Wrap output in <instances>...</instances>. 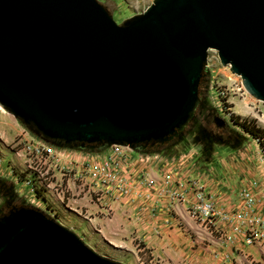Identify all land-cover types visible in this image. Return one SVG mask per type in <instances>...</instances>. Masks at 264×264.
<instances>
[{
  "label": "water",
  "instance_id": "1",
  "mask_svg": "<svg viewBox=\"0 0 264 264\" xmlns=\"http://www.w3.org/2000/svg\"><path fill=\"white\" fill-rule=\"evenodd\" d=\"M211 50L264 102V0H154L123 25L97 0H0V105L60 148L146 149L192 120ZM0 264L120 263L14 207Z\"/></svg>",
  "mask_w": 264,
  "mask_h": 264
},
{
  "label": "crops",
  "instance_id": "2",
  "mask_svg": "<svg viewBox=\"0 0 264 264\" xmlns=\"http://www.w3.org/2000/svg\"><path fill=\"white\" fill-rule=\"evenodd\" d=\"M24 131L15 117L0 109V140L3 141L0 143L5 146V150L0 148V181L13 187L22 184L27 189L25 181L18 184L13 171V168L23 169L24 159L9 145L15 140H28ZM243 135L244 145L240 144L239 149L232 146L229 155L217 150L218 158L211 165H201L194 150L182 152L179 146L156 154L128 153L124 167L128 166L135 176H147L155 183L154 187L149 190L134 184L124 193L111 190L110 194H104L101 205L109 207L112 216L100 220V226L104 230L118 226L126 236L133 235L131 241L143 246L140 251L149 255L150 264L155 261L158 264H264V240L255 244L246 241L249 229L257 227L256 219L264 224V154L257 140ZM59 149L55 152V162L61 168H71L84 162L96 166L102 163L96 161L105 160L111 148L92 155L81 154L76 148H63L65 152ZM55 174L59 177L57 171ZM95 177L90 175L92 179ZM193 181L203 186L211 197L218 213L212 229L222 237L215 241L204 238L205 243L197 246L188 234L191 225L180 224L172 213L178 207L173 195L184 196L183 210L194 200ZM164 188L166 197L159 199L155 192L161 195ZM244 193L251 194V202ZM1 195L0 202L5 198ZM95 206L98 208L91 209L100 210L98 204ZM225 216L230 220H225Z\"/></svg>",
  "mask_w": 264,
  "mask_h": 264
},
{
  "label": "rangeland",
  "instance_id": "3",
  "mask_svg": "<svg viewBox=\"0 0 264 264\" xmlns=\"http://www.w3.org/2000/svg\"><path fill=\"white\" fill-rule=\"evenodd\" d=\"M97 1L107 9L116 23L123 25L126 21L143 14L152 5L154 0ZM208 55L205 71L206 76L200 86V103L192 120L184 130L179 132L177 137L168 143L158 144L146 149L129 148L126 151L127 153L136 151L142 154H156L166 149L174 148V146H179V149L184 150L182 152L194 150L197 153V159L201 165H211L218 158L216 155L217 150L218 153L229 152L227 154L229 155L232 152V146L238 148L241 146L240 144H245L244 140H242L244 137L242 130L238 127L236 129L231 121L232 115L239 116L241 119H255L257 125L264 128V102L258 101L248 94L244 88L242 78L233 74L229 66H223L221 64L217 51L211 50ZM216 117L226 122L224 128H219L216 125L214 122V118ZM16 120L25 130L23 134L29 138L24 141L15 140L13 143L8 142L11 143L9 145L13 147L14 152L23 150V143L27 141L43 140L40 137H35L20 120ZM236 140L242 141L237 142ZM46 143L48 147L51 146V143ZM4 147L0 143V148L4 149ZM59 148L55 149L60 150ZM61 148V151L65 152L63 149L65 147ZM105 149L106 147L93 150L76 148L81 154L91 155L99 154L105 151ZM173 151L175 152V150ZM111 153L112 149H110L109 154ZM102 160H97L96 162H102ZM84 164L86 163L84 162ZM13 171L17 179L21 180L26 178V172L23 173V169L13 168ZM118 174L121 178L128 180V188L130 185L135 184L143 189L152 190L155 184L154 182L151 183V180L147 176H135L129 170L128 166L124 167V164L120 171H118ZM98 177V179H92L90 178V173L83 174L79 173L78 170L69 176H63L62 173H59V178L62 180V187L61 189L58 188V191H55L54 195H49L46 192L41 193V191L37 192L36 189L37 194L32 196H29V188L24 189L21 186L22 182H18V184H21L20 186L13 187L0 181V194L5 197L4 201L0 202V216L4 212L7 213L10 211L9 209L13 206L34 208L77 234L89 248L105 258L120 264H150L149 255H144L140 251L143 246L139 245L136 241H131L133 235L126 236L118 226L114 229L107 230H104L100 226V220L103 218L110 219L112 216V211L109 207L101 205L102 202L97 200V193L101 190H96L94 193L88 192L87 189L84 192L80 191V186L87 180L94 183L95 189H106L103 185L107 186L108 184L102 180V175H98ZM96 183H98V186ZM150 192L154 194L152 191ZM155 194H157L159 199H165L166 189L164 188L161 191V195L158 192H155ZM9 195L12 200L8 205ZM172 197L178 205V207L172 210V213L178 218L180 224L183 225L184 222H187L191 225L188 234L195 240L196 246L205 243V239L208 240L211 238L215 241L216 238H222L220 233L211 230L206 234L203 229L194 223L193 219L188 217L187 209H182L181 204L184 200H179L181 198L177 195H173ZM96 204L99 205L100 210L95 211L91 209L92 206L97 207L95 206ZM179 213L182 216L180 218ZM153 264L158 263L155 261Z\"/></svg>",
  "mask_w": 264,
  "mask_h": 264
},
{
  "label": "built area",
  "instance_id": "4",
  "mask_svg": "<svg viewBox=\"0 0 264 264\" xmlns=\"http://www.w3.org/2000/svg\"><path fill=\"white\" fill-rule=\"evenodd\" d=\"M23 144L24 149L17 151V153L24 159L23 173L26 172V178L19 180V183L25 181L29 188V196L36 195L39 191H41V193L46 192L49 195H54L55 191H58V188L61 189L62 180L56 176L55 171L62 173L63 176H69L71 173H76L78 170L79 173H90L91 176L94 175L97 179L99 178L98 175H102V180L106 181L108 184H106L107 186L103 185L106 189H95L94 183L89 182L88 180L80 186V191L82 192L86 189L91 193L96 192V190H101L97 193V200L100 202H103V195L110 194L111 190H115L117 194L127 191L128 180L121 178L118 171H120L123 164L127 161L128 153L126 151L131 148L130 146H110L112 153L107 155L102 163H96V166L86 163L71 168H61L60 165L55 162L56 149L53 144L48 147L46 145L47 143L43 140L27 141ZM150 182L152 183V181ZM192 187L195 192L194 200L187 208V215L190 219H193L194 223L203 229L206 234H208L209 230L213 231L212 226L218 215L217 209L215 208L211 197L205 193L203 186L199 185L197 181H193ZM176 195L181 198L179 200H184L183 195ZM244 196L249 202H251L252 199L250 193H244ZM225 220L230 219L225 216ZM254 224L257 225V227L252 226L246 235V241L248 244L263 242L264 240V224L259 219H256ZM217 233L220 232L217 231Z\"/></svg>",
  "mask_w": 264,
  "mask_h": 264
},
{
  "label": "trees",
  "instance_id": "5",
  "mask_svg": "<svg viewBox=\"0 0 264 264\" xmlns=\"http://www.w3.org/2000/svg\"><path fill=\"white\" fill-rule=\"evenodd\" d=\"M231 121H232L233 125L236 128L238 127L240 130H242V132L244 134L249 135L251 138L257 140L258 144L260 146V149L264 154V128L258 126L257 121L255 119H241L239 116L232 115ZM156 145H158V144H156ZM106 148H108V147H106ZM8 198L9 199H8L7 204L9 205L12 198H11V196ZM13 207H16V206H13ZM13 207H11L9 210H11ZM4 213H6V212H4ZM3 214H1V215H3Z\"/></svg>",
  "mask_w": 264,
  "mask_h": 264
},
{
  "label": "flooded vegetation",
  "instance_id": "6",
  "mask_svg": "<svg viewBox=\"0 0 264 264\" xmlns=\"http://www.w3.org/2000/svg\"><path fill=\"white\" fill-rule=\"evenodd\" d=\"M224 128V127H223ZM154 145H156V144H150V145H148L146 148H148V147H153Z\"/></svg>",
  "mask_w": 264,
  "mask_h": 264
},
{
  "label": "bare ground",
  "instance_id": "7",
  "mask_svg": "<svg viewBox=\"0 0 264 264\" xmlns=\"http://www.w3.org/2000/svg\"><path fill=\"white\" fill-rule=\"evenodd\" d=\"M0 109L3 110V111H5V109L1 105H0Z\"/></svg>",
  "mask_w": 264,
  "mask_h": 264
}]
</instances>
